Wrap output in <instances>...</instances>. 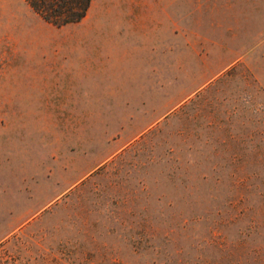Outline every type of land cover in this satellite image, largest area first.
Masks as SVG:
<instances>
[{
    "label": "rangeland",
    "instance_id": "obj_1",
    "mask_svg": "<svg viewBox=\"0 0 264 264\" xmlns=\"http://www.w3.org/2000/svg\"><path fill=\"white\" fill-rule=\"evenodd\" d=\"M146 1L85 46L0 0V264H264V0Z\"/></svg>",
    "mask_w": 264,
    "mask_h": 264
},
{
    "label": "crops",
    "instance_id": "obj_2",
    "mask_svg": "<svg viewBox=\"0 0 264 264\" xmlns=\"http://www.w3.org/2000/svg\"><path fill=\"white\" fill-rule=\"evenodd\" d=\"M146 2V0H101L99 3H94L91 0L85 16L74 22L77 23L78 29L84 28L83 34H79L74 39H82L86 46L88 39L99 38L108 45L112 38L123 34L128 27L149 25ZM119 41L123 44V37ZM121 48L120 53L104 49L99 54H90L89 57L84 56L86 62L82 67H77L78 70L74 72L101 75L121 73L122 68H124L123 63H118L117 60L113 61V58L118 59V55L122 59L129 53V51H124L123 45ZM94 59H98L99 64L93 62Z\"/></svg>",
    "mask_w": 264,
    "mask_h": 264
},
{
    "label": "trees",
    "instance_id": "obj_3",
    "mask_svg": "<svg viewBox=\"0 0 264 264\" xmlns=\"http://www.w3.org/2000/svg\"><path fill=\"white\" fill-rule=\"evenodd\" d=\"M45 21L57 26L81 20L91 0H26Z\"/></svg>",
    "mask_w": 264,
    "mask_h": 264
}]
</instances>
